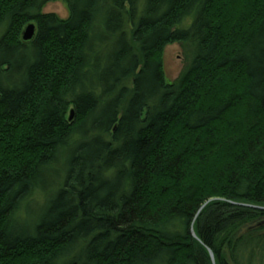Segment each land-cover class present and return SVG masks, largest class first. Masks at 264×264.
<instances>
[{"label":"trees","instance_id":"1","mask_svg":"<svg viewBox=\"0 0 264 264\" xmlns=\"http://www.w3.org/2000/svg\"><path fill=\"white\" fill-rule=\"evenodd\" d=\"M244 205L264 208V0H0V264H264Z\"/></svg>","mask_w":264,"mask_h":264},{"label":"rangeland","instance_id":"2","mask_svg":"<svg viewBox=\"0 0 264 264\" xmlns=\"http://www.w3.org/2000/svg\"><path fill=\"white\" fill-rule=\"evenodd\" d=\"M42 12L45 14H53L60 19L68 17V9L66 4L61 1L47 3ZM184 66V57L181 47L178 44H170L162 50V70L165 81L167 83L174 81L180 74ZM41 199L40 194L35 196V199ZM27 219V218H26ZM28 220V219H27Z\"/></svg>","mask_w":264,"mask_h":264},{"label":"water","instance_id":"3","mask_svg":"<svg viewBox=\"0 0 264 264\" xmlns=\"http://www.w3.org/2000/svg\"><path fill=\"white\" fill-rule=\"evenodd\" d=\"M34 34H35V27H34L33 24H30V23H29V24L26 25V26L24 27V29H23L22 36H21V40H22L23 42H29V41L32 40ZM244 206H246V205H244ZM202 207H203V206H202ZM202 207H201V208H202ZM246 207H250V208H254V209H258V210H264V208L256 207V206H246ZM191 235H192L193 238L196 239V236H195V234H194L193 231H191ZM208 254H209L210 259H211V261H212V263H213V255H212V253L210 252V250H208Z\"/></svg>","mask_w":264,"mask_h":264},{"label":"bare ground","instance_id":"4","mask_svg":"<svg viewBox=\"0 0 264 264\" xmlns=\"http://www.w3.org/2000/svg\"><path fill=\"white\" fill-rule=\"evenodd\" d=\"M30 24H33V23H30Z\"/></svg>","mask_w":264,"mask_h":264}]
</instances>
